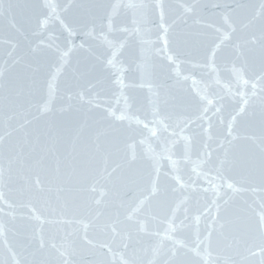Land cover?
Segmentation results:
<instances>
[{"label":"water","instance_id":"95a60500","mask_svg":"<svg viewBox=\"0 0 264 264\" xmlns=\"http://www.w3.org/2000/svg\"><path fill=\"white\" fill-rule=\"evenodd\" d=\"M0 2V264H260L264 0Z\"/></svg>","mask_w":264,"mask_h":264},{"label":"snow or ice","instance_id":"6c2138e0","mask_svg":"<svg viewBox=\"0 0 264 264\" xmlns=\"http://www.w3.org/2000/svg\"><path fill=\"white\" fill-rule=\"evenodd\" d=\"M10 7V5H9ZM126 7H129V8H143L145 7V5H138V4H134V3H128L126 5ZM4 8V5L2 2H0V11H2ZM109 27H111V21L109 22ZM138 31V29H137ZM167 43V42H166ZM252 43L255 44L256 43V40L255 38H253L252 40ZM109 45H110V42H109ZM111 46V45H110ZM259 47H260V50H261V64H260V70H259V75H258V79L260 81H264V33H261V36L259 38ZM66 55V54H64ZM141 55H143V53H141ZM241 56H243V52L240 53ZM169 59H171V57H169ZM108 64L109 65H112L113 64V61L110 59L108 60ZM138 67L140 68L141 70V73H142V77L144 75H150V69L148 67V65L146 63H141L138 65ZM234 71L236 72L238 78H242L243 76V72H244V69L241 68V69H234ZM3 75V72L0 71V76ZM245 83H247V81H244ZM256 84L253 83L252 87L253 89L256 88ZM24 87L21 86L20 88V91L18 94H23L24 92ZM159 102V93H154L153 97H150L149 98V103L151 105H153V112H152V115L153 117L155 118L156 116H158V111L156 110V107L155 105ZM165 102H167L165 100ZM209 103H211V101H209ZM245 104H247V100L244 101ZM245 111V108L244 107H241L239 109V112L237 113V115L243 113ZM114 115V113L112 114ZM119 119H123V117H120ZM233 120V123L235 122L236 120V116H233L232 118ZM139 122V121H137ZM163 124V121L162 120H156L154 119L153 120V124ZM144 127L146 129H148L153 136L156 135V128L155 127H152V128H149L148 124H144ZM165 128H167V125H165ZM229 136H232V125L230 124L229 125V132H228ZM172 135H175V133L173 132ZM233 139H235V137H232ZM259 150H260V154H261V174H262V177H264V126H262V129H261V135H260V138H259ZM141 143H146V141L144 140H141ZM220 147L223 149V159L220 160V166H221V169L224 167V165L228 164V163H235V161H229V149L231 147V140L227 141V144H225L223 141L221 142L220 144ZM146 155L152 159V160H156L157 157H156V154L154 153V151L152 150L151 146L148 147L147 149V152H146ZM206 155L210 158L211 157V153L210 152H207ZM243 163L247 164L249 163L248 161H244ZM113 171L115 172L116 170L113 169ZM159 169L157 167L156 169V176L155 178L151 181V195H155L156 192H157V184H158V181H159ZM220 174V169H217V176H219ZM173 179L179 181L180 180V177L177 175L175 177H173ZM4 182V168L2 166H0V185H2ZM37 186H39V181L37 180ZM181 187H185V185L181 184ZM228 187L229 188H233V185L232 184H228ZM41 191H43V189H40ZM51 190V189H49ZM65 189L62 188V187H58L56 189V192H57V195H58V198H59V194L64 192ZM0 198H2V192H0ZM149 197H145V199H148ZM144 201L142 200L141 203H143ZM215 203V202H214ZM262 208H264V203H262L261 205ZM216 208H217V214L219 213V210H220V205L217 204L216 205ZM218 221V215L217 217H214L213 219V224L211 226V231L208 232V235L204 238V240L202 241H198L200 244H203L205 247H210L211 246V243H212V236H213V232H216V231H221L223 228H224V224L221 223L220 226H219V229L216 228V223ZM257 228L259 230V233H260V236H261V250H260V255L262 257L261 261H260V264H264V212L261 213V215L259 216V220H258V223H257ZM0 231H2V225H0ZM175 231V225L174 223L170 220L168 222V231L165 232L164 234V239H172L171 237V232H174ZM221 234H222V231H221ZM162 245H159L157 246V248H154L153 249V253L154 255H160V247ZM253 255H256L257 253L253 252L252 253ZM123 264H132V261H124ZM150 264H155V262H150ZM166 264H180L179 260H178V254L175 250H170V258L169 260L166 262Z\"/></svg>","mask_w":264,"mask_h":264}]
</instances>
